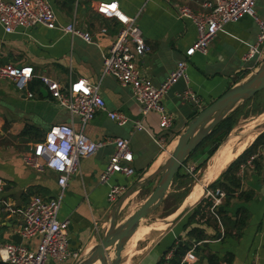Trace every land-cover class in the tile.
I'll return each instance as SVG.
<instances>
[{"label":"crops","instance_id":"crops-1","mask_svg":"<svg viewBox=\"0 0 264 264\" xmlns=\"http://www.w3.org/2000/svg\"><path fill=\"white\" fill-rule=\"evenodd\" d=\"M50 1L59 24L74 23L83 30L90 31L94 42L87 43L81 37L43 25L7 33L0 24V64L31 65L37 75H50L66 85L78 77H85L91 83L99 85L107 110L124 112L130 121L121 126L106 111H101L93 120L83 124L79 116L72 115L50 96L38 77L29 83L28 90L34 94L32 97L28 96V90H20L15 83L0 79V183L4 184L0 190V245L24 243L30 247L36 246L35 239H23L16 233V229L24 222V210L33 195L52 198L58 194L59 174L47 167L43 170L36 169L26 162L25 157L32 152L34 144L45 137L51 125L69 123L93 140H111L96 154L81 159L80 169L71 176L65 188L59 212L61 219H70L71 246L87 249L95 245L102 232H105L106 217L115 204L108 198L111 185L122 183L129 188L154 171L172 150L171 146L176 144H168L169 140L171 139L170 143L174 142L195 113L247 77L263 59L264 46L261 45L254 56L247 57L251 48L257 45L259 35V26L252 17L244 16L237 22L227 24L212 41L207 54L198 52L189 59L188 79H180L165 95L164 105L175 116V122L162 135H157V114L143 116L141 103L133 88L122 85L110 74H104L103 54L109 51L120 24L100 15L96 7L101 1L112 0ZM118 1L123 11L138 17L137 23L151 50L139 57L137 63L157 86L170 77L178 62L185 57L186 50L197 39L196 26L190 19L178 17L177 5H187L198 12L209 10L203 6L205 1L214 2ZM260 13L264 14L261 9ZM103 28L107 30L103 31ZM189 90L201 99V106H198L200 110H197L194 102L185 98V93ZM138 121L142 122L144 129L135 127ZM29 128L33 132L23 134ZM117 137L130 140L134 155L130 164L136 174L127 178L122 173H114L103 183L100 175L116 151V145L112 141ZM234 139L236 138L230 141ZM166 145L170 146L164 150ZM260 153L261 157L258 158L257 155L260 163L258 168L247 167L239 172L242 179L241 190L252 191L253 198L245 201L235 196L224 207L227 216L233 221L240 209L248 214L241 231L237 232L232 224L228 225L227 230L221 217L220 222L217 220L219 231L205 223L188 225L194 206L205 197L209 185L229 166L221 167L222 157L216 174L212 177L208 175L211 163L202 174L201 182L186 196L183 204L194 203L189 212L176 224L163 229L147 245L137 246L130 264H145L146 258L156 249V258L147 264H163L170 253V262L175 264L179 259L175 257V250L181 242L179 237L182 236L183 244H189L194 236L188 234V231L194 226L206 229L208 234L214 236L200 240L198 254L194 256L186 253L179 263L187 258L188 264H213L210 261L213 255L215 264H264V148ZM177 213L172 215L176 216ZM218 232L222 233L221 238L217 236ZM15 235L20 236L21 240L17 241L18 237ZM146 235L150 236L151 233ZM205 241L208 242L206 246L203 245ZM122 264L129 262L122 261Z\"/></svg>","mask_w":264,"mask_h":264},{"label":"built area","instance_id":"built-area-1","mask_svg":"<svg viewBox=\"0 0 264 264\" xmlns=\"http://www.w3.org/2000/svg\"><path fill=\"white\" fill-rule=\"evenodd\" d=\"M205 1L208 11H194L187 5H177L179 18L190 19L197 30L196 41L186 50L170 77L157 86L140 69L137 60L144 56L151 47L147 43L138 17L129 15L122 10L118 0L101 1L97 4V12L120 24V29L109 51L103 54L104 74L114 76L122 85L131 86L142 107L143 116L152 111L160 114V126L169 129L175 122V116L164 105V97L172 85L180 79H188L189 59L200 52L207 54L212 41L232 22H237L244 16L252 17L259 26L257 45L251 48L247 57L254 56L259 47L264 46V19L256 10L258 0H213ZM0 24L5 32L13 33L18 29H27L43 25L51 29H61L72 36H78L87 43H93V34L76 26L74 23L59 24L55 10L50 0H0ZM106 31V28L102 29ZM38 77L50 96L72 115L79 116L83 124L93 120L101 111L119 125L130 121L128 115L117 110H107L99 85L91 83L85 77L71 80L67 85L47 74L37 75L31 65L0 64V79L11 81L20 90H28L29 83ZM32 97L33 91H27ZM185 98L201 106V99L191 90L185 93ZM137 129H144L141 121L136 122ZM163 138L160 140L162 142ZM111 140H93L72 124L58 123L49 127L43 140L34 144L33 150L25 157L28 164L36 169L45 167L59 174L60 191L52 198L33 195L25 210L24 222L16 229L23 239H35L36 246L30 247L24 243H6L0 245V260L9 264H73L81 258L84 249L74 248L70 243V219L59 217L64 200L65 188L71 176L80 169L81 159L96 154ZM116 151L112 154L106 169L100 175L101 182H107L114 173H122L127 178L136 174L131 166L134 159L130 140L117 137L113 141ZM257 155H252L241 166V172L247 167L254 168ZM185 171L195 175L196 167L183 165ZM4 184L0 183V190ZM128 185L115 183L111 185L108 198L114 204L127 190ZM205 197L212 199L211 214L219 222V207L223 205L226 193L221 188L209 189ZM172 253L165 257L163 264H171ZM184 258L179 264H186ZM188 264V263H187Z\"/></svg>","mask_w":264,"mask_h":264},{"label":"water","instance_id":"water-1","mask_svg":"<svg viewBox=\"0 0 264 264\" xmlns=\"http://www.w3.org/2000/svg\"><path fill=\"white\" fill-rule=\"evenodd\" d=\"M262 90H264V57L247 77L227 89L187 123L178 136L173 149L170 150L162 163L154 171L131 184L119 197L113 206L110 222L99 241L92 247L84 249L81 258L73 264H94L98 261L100 264H122L123 253L129 241L141 226L142 220L153 214L163 204L175 176L180 172L186 160L223 120ZM229 138L230 134L219 149L229 141ZM156 178H159L156 187L142 205L119 223L120 212L127 200ZM193 204L185 202L176 211L178 213L173 219L166 218L163 221L170 225L176 224L189 212ZM219 209L224 210V206L221 205ZM217 236L221 238L222 233H218ZM15 237H18L17 241L21 240L20 236L15 235ZM179 239L181 240L180 245L183 244L184 240L181 235ZM189 243L190 249L187 253L196 256L200 241L192 238ZM207 243L205 241L203 245L206 246ZM201 259L203 260L204 257L202 256ZM0 264L9 263L0 260Z\"/></svg>","mask_w":264,"mask_h":264},{"label":"trees","instance_id":"trees-1","mask_svg":"<svg viewBox=\"0 0 264 264\" xmlns=\"http://www.w3.org/2000/svg\"><path fill=\"white\" fill-rule=\"evenodd\" d=\"M263 93H264V90L258 92L253 98L249 99L241 107H239L234 112H232L225 120H223L214 129L212 134L209 135L203 141V143L191 154V156L194 153H196V151L199 148H201L205 145L208 146V144H209L210 148L207 151V160H205L207 163L209 158H211L217 152V150L222 145V143L227 139V137L229 136L231 131L236 127V125L238 123L237 122L238 117L241 113V110L244 109L249 104L250 101H255V102L260 101ZM263 109L261 108V110H260L261 113H262ZM196 114L197 113H195L193 115V117ZM32 132H33V129L29 128V129H25L23 131V134H31ZM43 139L44 138H41V139H39V141H41ZM170 142H171V139L169 140L168 143H170ZM263 148H264V132L260 133L257 136V138L254 140V142L242 154H240L236 159H234L229 164V166L222 172V174L219 176V178L209 185V187H208L209 189L221 188L222 190L225 191L226 197H225L224 203H223L224 207H226L235 196H239L241 199H243L245 201H249L253 198L254 194L252 191L241 190L242 189V179L239 175V172H240L241 166L244 163H246L252 155L256 154V155H258V158L261 157L262 155L260 152H261V149H263ZM191 156L186 160L184 165H186L187 161L191 158ZM258 158L254 160L255 167H257V168L259 167V164H260ZM204 165H205V163H204ZM177 180L178 181L181 180L182 186H185V183L188 184V182L186 180H190L189 174L185 171L184 167H182L180 172L175 176L173 183ZM174 194H175V196H177L178 205H177L176 209L172 210L167 215H172L182 205L186 196L189 194V189H187L185 192H181L178 188H176V192ZM169 196H170V194L165 199V201L163 202L162 205H164L168 202ZM177 199H176V201H177ZM212 203H213V201L211 198L203 197L197 203V205L194 206L193 213L190 216V221H189L188 225H190V224L193 225V223H196V224H198V223L204 224L205 223L206 226H210L214 230L219 231V225H218L217 219H215L213 217V215L211 214V211H210ZM237 214H238L237 218L235 219V221H233L229 216H227V211L225 209L224 210L219 209V215L222 218L224 225L227 226V230H228V225H230V224H232L233 228L237 229V232L242 230V228L245 225L246 220L248 218V214L244 210L241 211V209L237 212ZM167 215H165V216H167ZM165 216H163V217H165ZM188 232H189L188 234L192 235V237L194 236L193 237L194 239H197L199 241L204 240L207 236H210V237L214 236V234H208L206 232V229H201V228L196 227V226H194ZM227 233L228 232L226 231V234ZM189 249H190V243L189 244H181V245L179 244V246L175 250V257H178L179 259L176 261L175 264L179 263V260L181 259V257H183ZM210 261L213 264H215L213 255L211 256Z\"/></svg>","mask_w":264,"mask_h":264},{"label":"rangeland","instance_id":"rangeland-1","mask_svg":"<svg viewBox=\"0 0 264 264\" xmlns=\"http://www.w3.org/2000/svg\"><path fill=\"white\" fill-rule=\"evenodd\" d=\"M260 9L264 12V0H261L260 2L258 0V3L256 5L257 13L259 14V16H261L262 19H264V14L262 15L260 13ZM194 105L196 106L197 110H200L198 105H196V104H194ZM261 108L262 109L264 108V93H263L260 101H258V102L257 101L256 102L250 101L249 104L244 109L241 110V113H240V115L238 117V121H237L238 123H237L236 127L231 131L229 139H232V138H237V140L243 139L245 137V135H247V133H245L246 131L247 132H251V131L254 132L255 133V139H256L257 136L262 131H264V109L261 113L260 112ZM150 113H156L157 114L158 125H159L158 130H157V132H158L157 135H162V133L164 131H166V128H162L160 126V114L156 111H152ZM177 139L178 138H176L174 140V142L168 143V144L171 145V144L176 143ZM170 145H166L165 146L166 149H164V150H167ZM173 147L174 146L172 145L170 149H173ZM209 148H210L209 144H208V146L205 145V146L199 148L196 151V153H194L191 156V158L187 161L186 165H192V166L196 167L195 175L189 174L190 180H186L188 182V184L185 183V186H182L181 180H179V181L177 180L174 183H172V186H171V189L169 192L170 196H169L168 202L166 204L160 206L153 214L149 215L148 217H146L142 220V222H141L142 226L151 225L153 223H160V226L158 225L160 229L152 231L150 236L146 235L144 240L138 243V245H137L138 248H139V246L147 245L152 238H156L157 235H159L161 232H163V229H167L171 226L170 224L166 223L163 220L166 218L167 219H169V218L173 219V217H175L173 215H167V214H169L172 210L176 209V207L178 205L177 196H175V194H174L176 192V188H178L181 192H185L187 189H189V192H190L191 190L194 189L195 185H197L201 182L202 174L208 168V166L212 163V159L215 156V155H213L211 158H209V160L206 163L205 160H207V151ZM204 163H205V165H204ZM158 181H159V178H156L155 180L150 182L144 189H142L140 192L136 193L130 199L127 200V202L125 203V205L123 206V208L120 212L119 219H118L119 223L124 221V219H126L129 215H131L134 211H136L142 205L144 200L154 190ZM176 199H177V201H176ZM182 206H183V203L177 210H179ZM112 211H113V207H112L111 211L109 212L108 216L106 217L107 225L110 222ZM165 215H167V216H165ZM163 216H165V217H163ZM165 223H166V225H165ZM107 225H106V227H107ZM103 233L104 232H102L101 236L103 235ZM156 250L152 251V253L149 254V256L146 258L145 264H147L150 261H153L156 258V255H157ZM132 258H133V256H131L130 254H127L126 251H124L123 261H126V262L128 261L130 263Z\"/></svg>","mask_w":264,"mask_h":264},{"label":"bare ground","instance_id":"bare-ground-1","mask_svg":"<svg viewBox=\"0 0 264 264\" xmlns=\"http://www.w3.org/2000/svg\"><path fill=\"white\" fill-rule=\"evenodd\" d=\"M245 133H248L247 131ZM244 133V134H245ZM255 139V133L251 132L250 135H247L243 139L237 140L234 139L224 144L217 152L216 157L214 158L212 162V166L208 170V175L210 177L214 176L219 168L220 160L222 159L221 167L225 168L227 167L234 159H236L241 153H243L248 146L252 143V141ZM229 144V145H228ZM195 197V196H194ZM198 197V196H197ZM160 223H153L151 225L147 226H140L137 232L133 235L131 240L129 241V244L126 248V253L130 254L131 256L134 255L136 252L137 245L140 241H143L146 234L152 233V231L160 229L159 226ZM162 228V227H161ZM94 264H100L99 261ZM130 264V263H129Z\"/></svg>","mask_w":264,"mask_h":264}]
</instances>
